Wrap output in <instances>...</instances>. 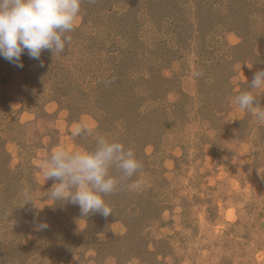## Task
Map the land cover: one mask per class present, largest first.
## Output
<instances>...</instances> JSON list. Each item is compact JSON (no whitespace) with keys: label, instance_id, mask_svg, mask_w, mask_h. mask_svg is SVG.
Returning a JSON list of instances; mask_svg holds the SVG:
<instances>
[{"label":"rangeland","instance_id":"rangeland-1","mask_svg":"<svg viewBox=\"0 0 264 264\" xmlns=\"http://www.w3.org/2000/svg\"><path fill=\"white\" fill-rule=\"evenodd\" d=\"M70 35L0 57V264H264V122L235 102L264 70V0H83ZM80 125L142 162L107 217L47 197L51 154L95 148Z\"/></svg>","mask_w":264,"mask_h":264},{"label":"clouds","instance_id":"clouds-1","mask_svg":"<svg viewBox=\"0 0 264 264\" xmlns=\"http://www.w3.org/2000/svg\"><path fill=\"white\" fill-rule=\"evenodd\" d=\"M83 0H0V57L22 68V55L39 60L43 51L54 55L63 53L72 41L70 33L77 24ZM41 66L43 63L41 62ZM251 67L252 65H248ZM249 91L236 96L235 102L258 120L264 122V110L255 111L256 94L253 90L264 89V70L257 71L249 84ZM73 136H94L95 148L84 151L59 149L53 152L42 166L46 180L58 181L48 192V199L56 202H71L79 205L81 214L100 213L107 217L112 209L107 206L105 196L113 193L121 179L131 178L142 168L131 147L116 139L95 134L93 127L80 125ZM122 173L111 175L112 169ZM139 183L129 185L137 189ZM27 202L37 208L35 197L24 193ZM47 223L37 226L38 230Z\"/></svg>","mask_w":264,"mask_h":264},{"label":"trees","instance_id":"trees-1","mask_svg":"<svg viewBox=\"0 0 264 264\" xmlns=\"http://www.w3.org/2000/svg\"><path fill=\"white\" fill-rule=\"evenodd\" d=\"M126 123V122H125ZM130 127V126H129ZM121 137V139H120V141L122 142L123 140L125 141L126 140V135L124 134V133H122V135L120 136ZM146 142H147V140H146ZM6 156H7V154H6ZM8 160V159H7Z\"/></svg>","mask_w":264,"mask_h":264}]
</instances>
